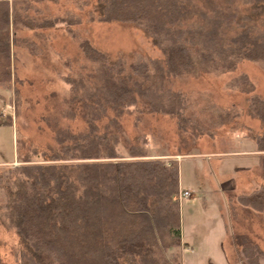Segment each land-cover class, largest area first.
Masks as SVG:
<instances>
[{
    "label": "trees",
    "instance_id": "trees-1",
    "mask_svg": "<svg viewBox=\"0 0 264 264\" xmlns=\"http://www.w3.org/2000/svg\"><path fill=\"white\" fill-rule=\"evenodd\" d=\"M29 9L27 1L0 0V86L10 82V25L64 24L76 38L71 27L79 17L37 18L28 15ZM95 10L89 20L138 27L163 57L112 59L77 36L86 71L62 80L69 86V101L81 106L85 129L74 133L55 127L57 150L33 151L41 160L0 172V218L19 237V264H180L165 255L181 244L178 165L147 158L145 140L119 159L118 140L106 127L102 132L99 122L112 112L109 125L118 129L122 115L148 112L174 118L183 130L197 127L191 96L173 83L201 72H231L243 60L264 63V0H217L208 10L193 0H96ZM229 86L248 94L247 113L262 124L250 138L264 180V98L253 93L246 75ZM215 111L216 127L241 113L236 106ZM236 201L264 212V181ZM243 253L250 264L264 257L256 245Z\"/></svg>",
    "mask_w": 264,
    "mask_h": 264
},
{
    "label": "rangeland",
    "instance_id": "rangeland-1",
    "mask_svg": "<svg viewBox=\"0 0 264 264\" xmlns=\"http://www.w3.org/2000/svg\"><path fill=\"white\" fill-rule=\"evenodd\" d=\"M8 1L20 5L27 1L31 17L72 13L80 23L71 27L76 38L64 24L31 29L10 25V82L7 87L0 86V172L41 160L33 151L49 154L57 150L55 127L74 133L85 129L81 106L69 101V86L62 80L68 74L86 71L77 36L112 59L136 54L146 59L163 57L142 29L115 21L89 20L91 13H96V0L82 6L79 2L84 0ZM193 1L208 10L217 0ZM240 75H246L253 93L264 98L263 62L243 60L231 72H201L173 83L174 89L192 98L198 120L195 128L180 129L174 118L148 112L122 115L118 129L109 125L112 112L99 122L102 132L106 127L118 140L119 159L127 158L129 146L145 140L147 158L179 166V190L188 187L191 196L180 199L181 244L168 248L165 255L177 257L180 264H250L243 248L253 245L264 254V212L236 201L237 194L256 189L249 188L250 182L264 181L261 170L249 182L234 175V168L245 157L233 152L253 148L250 137L262 130L260 120L247 113L248 94L229 86ZM232 106L240 109L239 116L216 127L215 108ZM20 248L18 235L0 218V264H19ZM259 264H264L263 256Z\"/></svg>",
    "mask_w": 264,
    "mask_h": 264
},
{
    "label": "crops",
    "instance_id": "crops-1",
    "mask_svg": "<svg viewBox=\"0 0 264 264\" xmlns=\"http://www.w3.org/2000/svg\"><path fill=\"white\" fill-rule=\"evenodd\" d=\"M233 153L240 154L241 156H244L245 158L241 160V164L234 168V175L239 179L243 181H248V179H253V174H255L256 171H259V165H258V153L255 151V144L253 148L250 149H241L240 151H234ZM250 160V161H249ZM257 162V165H256ZM179 168V166H178ZM260 172V171H259ZM262 179V178H260ZM179 181H180V175H179ZM249 182V181H248ZM262 184V183H261ZM260 183L257 184L255 181L250 182L249 188H254L256 189L261 185ZM179 188H180V183H179ZM182 190H188L187 188H181ZM251 191V190H250ZM238 195V194H237ZM191 196V193H190Z\"/></svg>",
    "mask_w": 264,
    "mask_h": 264
},
{
    "label": "built area",
    "instance_id": "built-area-1",
    "mask_svg": "<svg viewBox=\"0 0 264 264\" xmlns=\"http://www.w3.org/2000/svg\"><path fill=\"white\" fill-rule=\"evenodd\" d=\"M190 196V192L188 190H179L178 194H177V198L180 202L181 198H186Z\"/></svg>",
    "mask_w": 264,
    "mask_h": 264
}]
</instances>
